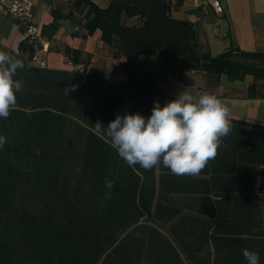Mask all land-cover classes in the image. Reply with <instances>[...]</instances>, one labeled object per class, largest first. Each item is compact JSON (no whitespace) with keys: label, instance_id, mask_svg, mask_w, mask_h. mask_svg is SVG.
I'll use <instances>...</instances> for the list:
<instances>
[{"label":"trees","instance_id":"16d2710c","mask_svg":"<svg viewBox=\"0 0 264 264\" xmlns=\"http://www.w3.org/2000/svg\"><path fill=\"white\" fill-rule=\"evenodd\" d=\"M183 1L70 0L86 7V35L98 31L124 57L122 82L95 67L41 69L28 52L17 107L0 119V264H247L244 248L264 264V127L230 119L231 133L197 176L130 167L94 131L117 114L147 118L154 102L165 105L141 56L172 72L251 75L249 98L264 85V51L211 54L191 22L171 16ZM66 53L79 61L77 50ZM105 177L115 181L109 199Z\"/></svg>","mask_w":264,"mask_h":264},{"label":"crops","instance_id":"0c3cea01","mask_svg":"<svg viewBox=\"0 0 264 264\" xmlns=\"http://www.w3.org/2000/svg\"><path fill=\"white\" fill-rule=\"evenodd\" d=\"M32 1L40 33L49 42L47 53L41 55L46 68L76 71L79 67L82 71L85 67H95L102 71L103 77L109 82L126 80V74L116 69L124 57L114 56L115 49L100 40L98 31L86 35L84 22L81 23V40L86 41L90 36L100 40H95L91 48L79 43L77 38H64L55 29L47 30L46 26L57 21L56 18H61V23L66 26L70 36H74L76 25L71 19L72 13L75 12L73 7L64 14L59 8L46 7L40 1ZM221 3L222 13L211 11L203 14L200 10L192 8L189 0H185L178 9L171 11V16L191 22L199 42L213 55L230 47L245 51H264V0H221ZM22 34L16 18L0 14V51L9 52L18 59L28 61V49H19ZM67 48L79 52L78 62L73 60L72 53H66ZM68 62L72 65H68ZM138 62L145 70L155 73L156 85L153 95L164 104L176 99L178 93L185 88L197 98L204 93H210L229 107L230 119L264 127V85L257 88L255 97L249 98L247 91L253 82L251 75H246L243 80L230 81L225 75L212 76L202 71L172 72L158 65L154 56L138 57Z\"/></svg>","mask_w":264,"mask_h":264},{"label":"clouds","instance_id":"9594fccd","mask_svg":"<svg viewBox=\"0 0 264 264\" xmlns=\"http://www.w3.org/2000/svg\"><path fill=\"white\" fill-rule=\"evenodd\" d=\"M24 61L0 51V119H7L17 107V93L23 81L15 79ZM75 86L64 88L65 95ZM94 131L106 137L120 159L130 167L139 165L151 170L158 165L176 176H197L218 154L222 138L232 131L230 109L216 95L204 93L198 98L187 89L161 107L154 102L151 115L117 114L107 127L97 122ZM7 137L0 134V149ZM115 181L105 177L104 195L111 198ZM247 264H260V256L247 248L242 250Z\"/></svg>","mask_w":264,"mask_h":264},{"label":"built area","instance_id":"2783aa9c","mask_svg":"<svg viewBox=\"0 0 264 264\" xmlns=\"http://www.w3.org/2000/svg\"><path fill=\"white\" fill-rule=\"evenodd\" d=\"M192 8L207 14L223 12L221 0H189ZM0 14L6 17H14L19 22L22 30V42L25 43L28 51L31 52L29 62L38 68H46L45 61L41 55L46 54L49 49V42L40 33L39 25L35 19L34 5L32 0H0ZM68 65H72L68 62ZM76 71H81L77 67Z\"/></svg>","mask_w":264,"mask_h":264},{"label":"rangeland","instance_id":"374dc122","mask_svg":"<svg viewBox=\"0 0 264 264\" xmlns=\"http://www.w3.org/2000/svg\"><path fill=\"white\" fill-rule=\"evenodd\" d=\"M37 1L38 2L40 1L41 4L46 5V7L53 6L54 9L59 8L61 11H63L64 14L67 13L68 10L72 8V3L69 2L68 0H37ZM93 1L96 2L99 6H106L109 2V0H93ZM85 11H86V7H83V8L76 9L75 12L72 13L71 19L75 21L74 23L76 25L74 36H70V32L67 30L66 26L63 23H61L62 21L61 18H56V20L58 19L57 21L46 26L48 27L47 30L50 31L51 29H55L56 31L62 34L61 37L65 38L66 36L67 38H73V39L77 38L76 40L79 43L87 45L88 47L91 48V44H93L95 40L97 41H100V40L95 36L93 37L90 36L86 41L81 40L80 34L83 31L81 23L85 21V16H84ZM46 14L50 16L49 13H46ZM50 17L53 18L52 16ZM166 69L170 70L169 68H166ZM158 226L161 227L164 231H166V226L160 225V224Z\"/></svg>","mask_w":264,"mask_h":264}]
</instances>
